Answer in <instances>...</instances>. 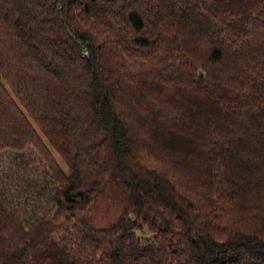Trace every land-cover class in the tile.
<instances>
[{"label": "trees", "instance_id": "1", "mask_svg": "<svg viewBox=\"0 0 264 264\" xmlns=\"http://www.w3.org/2000/svg\"><path fill=\"white\" fill-rule=\"evenodd\" d=\"M7 151L0 264H264V0H0Z\"/></svg>", "mask_w": 264, "mask_h": 264}, {"label": "rangeland", "instance_id": "2", "mask_svg": "<svg viewBox=\"0 0 264 264\" xmlns=\"http://www.w3.org/2000/svg\"><path fill=\"white\" fill-rule=\"evenodd\" d=\"M26 156L35 157L36 152L31 148L28 149ZM60 159V158H59ZM16 155L15 152L7 151L0 154V173H6V174H13V175H20L21 171L16 170L15 165ZM62 162V161H61ZM62 164H64L62 162ZM41 171V167L39 164H36V166L33 167L32 171L29 173V177H37L39 176V172Z\"/></svg>", "mask_w": 264, "mask_h": 264}]
</instances>
